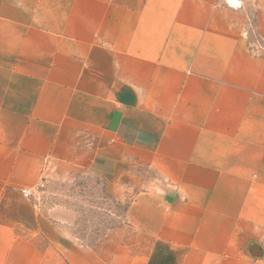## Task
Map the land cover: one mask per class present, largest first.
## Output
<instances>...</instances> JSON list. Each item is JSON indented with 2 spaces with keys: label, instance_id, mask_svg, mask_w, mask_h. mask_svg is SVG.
<instances>
[{
  "label": "crops",
  "instance_id": "crops-1",
  "mask_svg": "<svg viewBox=\"0 0 264 264\" xmlns=\"http://www.w3.org/2000/svg\"><path fill=\"white\" fill-rule=\"evenodd\" d=\"M0 264H264V0H0Z\"/></svg>",
  "mask_w": 264,
  "mask_h": 264
},
{
  "label": "rangeland",
  "instance_id": "rangeland-1",
  "mask_svg": "<svg viewBox=\"0 0 264 264\" xmlns=\"http://www.w3.org/2000/svg\"><path fill=\"white\" fill-rule=\"evenodd\" d=\"M238 4H234L237 6ZM60 195L62 197L60 198ZM101 180L89 174L55 172L50 182L43 181L33 191V198L40 202L52 198L67 200L84 214V235L92 240L101 231L122 225L127 202L109 203L105 198ZM70 196V198L66 197ZM92 225H91V224Z\"/></svg>",
  "mask_w": 264,
  "mask_h": 264
},
{
  "label": "built area",
  "instance_id": "built-area-1",
  "mask_svg": "<svg viewBox=\"0 0 264 264\" xmlns=\"http://www.w3.org/2000/svg\"><path fill=\"white\" fill-rule=\"evenodd\" d=\"M23 193L28 200H31V198L33 197V194L27 190H24Z\"/></svg>",
  "mask_w": 264,
  "mask_h": 264
}]
</instances>
